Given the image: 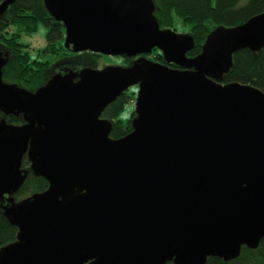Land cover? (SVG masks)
<instances>
[{
	"label": "water",
	"instance_id": "water-1",
	"mask_svg": "<svg viewBox=\"0 0 264 264\" xmlns=\"http://www.w3.org/2000/svg\"><path fill=\"white\" fill-rule=\"evenodd\" d=\"M14 0L0 2V14ZM73 52L136 57L129 67L65 70L29 91L2 80L0 202L16 227L0 264H205L264 238V92L220 83L232 54L264 46V12L218 26L193 57L162 29L153 0H42ZM159 49L176 68L142 57ZM137 85L131 131L110 137L104 109ZM33 173L41 192L14 202Z\"/></svg>",
	"mask_w": 264,
	"mask_h": 264
},
{
	"label": "trees",
	"instance_id": "trees-1",
	"mask_svg": "<svg viewBox=\"0 0 264 264\" xmlns=\"http://www.w3.org/2000/svg\"><path fill=\"white\" fill-rule=\"evenodd\" d=\"M2 0H0L1 2ZM154 14L160 28L174 26L178 18L189 26V35L194 40V47L187 56H196L206 36L216 27H233L244 23L249 18L264 12V0H153ZM40 25L47 31L46 49L53 50L55 43L63 40L64 28L61 22L54 20L46 11L42 0H14L6 11V19L0 18V41L9 49V57L2 67V80L7 83L21 85L27 89L39 87L42 76L35 59L30 61L25 46L20 42V31L32 33ZM19 30L10 31V27ZM15 28V29H16ZM42 52H47L43 50ZM153 60L176 68L166 62L159 49L150 52ZM149 54V55H150ZM220 83L238 82L252 85L264 92V46L259 50L242 48L232 54L229 70L219 77ZM135 95L132 88L121 93L102 112V117L110 119L112 129L110 137L120 138L131 131V115L123 119L120 116L127 102ZM34 192L46 189L47 182L36 177L30 185ZM17 229L9 224L0 212V247L15 240ZM166 264H173L167 262ZM205 264H264V238L255 249L241 247L238 257L224 261L219 257L207 258Z\"/></svg>",
	"mask_w": 264,
	"mask_h": 264
},
{
	"label": "rangeland",
	"instance_id": "rangeland-1",
	"mask_svg": "<svg viewBox=\"0 0 264 264\" xmlns=\"http://www.w3.org/2000/svg\"><path fill=\"white\" fill-rule=\"evenodd\" d=\"M8 7L0 14L1 19H6V11ZM16 28V27H15ZM13 26L9 28L10 31L19 30L15 29ZM163 29V28H162ZM166 29V28H164ZM179 34H189V26L182 22L180 19H174V26L169 27ZM47 29L40 25L36 28L32 33H26L20 31V42L25 46V50L28 52L30 57V61L35 59L39 65L42 80L39 86L46 84L51 76L58 73L60 70H72L75 72H79L84 67H90L92 69H103L109 66H117V67H129L133 64L136 60V57H123V56H110L104 55L101 53H94L91 51H80V52H73L70 48H65L64 40H60L58 43H55L53 50L46 49L47 42L45 39ZM156 49V48H155ZM43 50H47V52H42ZM153 50V49H152ZM0 54L5 57H9L10 51L9 49L0 41ZM150 52L148 54L142 55V57L146 58L149 61L155 62L153 57L151 56ZM17 85V84H16ZM19 88H23L29 91H34L36 88L27 89L21 85H17ZM132 88L135 92V95L130 98L127 102L125 111H123L122 115L120 116L123 119L129 118L131 113V119L135 116L134 111V101L136 98L137 92V85H132L127 89ZM127 89L125 91H127ZM124 91V92H125ZM0 122H5L8 125H21L25 123L23 117L21 115L14 116L12 114H5L0 111ZM20 169L26 171V177L24 178L22 184L19 188L11 194V197L14 202H18L23 198L30 196L34 193L32 187L30 186L31 183L35 180L36 176L30 167V162L28 161V157L25 154L23 156ZM4 202H0V212L3 209Z\"/></svg>",
	"mask_w": 264,
	"mask_h": 264
},
{
	"label": "flooded vegetation",
	"instance_id": "flooded-vegetation-1",
	"mask_svg": "<svg viewBox=\"0 0 264 264\" xmlns=\"http://www.w3.org/2000/svg\"><path fill=\"white\" fill-rule=\"evenodd\" d=\"M63 40H64V36H63ZM139 57H140V56H136V59H138ZM64 71H65V70L63 69L62 71L60 70L58 73L61 74V73H64ZM109 120H110V119H109ZM111 123H112V122H111ZM23 158H24V157H23Z\"/></svg>",
	"mask_w": 264,
	"mask_h": 264
}]
</instances>
